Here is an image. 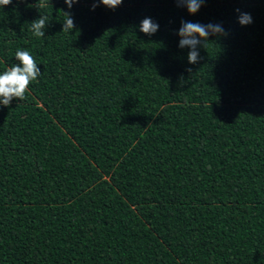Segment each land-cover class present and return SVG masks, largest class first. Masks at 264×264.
<instances>
[{
  "label": "trees",
  "instance_id": "trees-1",
  "mask_svg": "<svg viewBox=\"0 0 264 264\" xmlns=\"http://www.w3.org/2000/svg\"><path fill=\"white\" fill-rule=\"evenodd\" d=\"M41 2L0 8V73L41 71L0 106V264H264V0ZM181 21L228 34L189 64Z\"/></svg>",
  "mask_w": 264,
  "mask_h": 264
},
{
  "label": "clouds",
  "instance_id": "clouds-1",
  "mask_svg": "<svg viewBox=\"0 0 264 264\" xmlns=\"http://www.w3.org/2000/svg\"><path fill=\"white\" fill-rule=\"evenodd\" d=\"M68 9L79 2V0H63ZM94 11L97 6H104L109 10H115L121 5L123 0H91ZM178 7H184L189 15L196 14L203 6L206 0H174ZM12 3V0H0V8ZM50 5L49 0H42L39 7ZM238 13L237 23L240 26H247L252 23L250 13ZM64 20L62 22L61 32L69 34L75 28L74 19L70 11L60 10ZM50 19L47 15H39V19L32 21L29 25V31L33 36L43 38L45 29L48 27ZM159 30V24L150 17L144 18L139 24V31L146 35L152 36ZM228 33L220 23L201 24L199 22L181 21L177 32L179 38L178 48H188L187 62L196 64L199 61L198 47H204L210 36L223 37ZM15 63L11 67L6 68L0 73V106L8 107L12 101H23L31 82L37 80L41 71L33 58L32 54L27 50H17L15 52ZM190 71V69H189Z\"/></svg>",
  "mask_w": 264,
  "mask_h": 264
}]
</instances>
